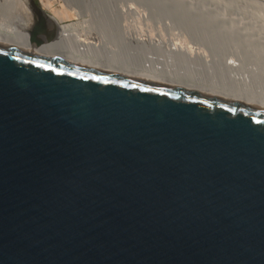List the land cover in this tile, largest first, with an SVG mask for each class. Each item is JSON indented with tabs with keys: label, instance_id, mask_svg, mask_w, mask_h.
Masks as SVG:
<instances>
[{
	"label": "water",
	"instance_id": "obj_1",
	"mask_svg": "<svg viewBox=\"0 0 264 264\" xmlns=\"http://www.w3.org/2000/svg\"><path fill=\"white\" fill-rule=\"evenodd\" d=\"M26 2L32 42L0 31V264H264V93L39 47L60 25Z\"/></svg>",
	"mask_w": 264,
	"mask_h": 264
},
{
	"label": "rangeland",
	"instance_id": "obj_2",
	"mask_svg": "<svg viewBox=\"0 0 264 264\" xmlns=\"http://www.w3.org/2000/svg\"><path fill=\"white\" fill-rule=\"evenodd\" d=\"M160 1L129 0L133 10L128 14L132 19V27L138 32L152 34L158 39V44L164 45L169 41L173 40L172 42H174L178 39L179 42H185L187 48L185 52H178L180 49L178 51L173 49L170 53L171 51L167 52L165 47L161 52L163 47L159 46L158 48L157 45L156 48L155 45L151 47L149 44L142 45L141 43L130 42L132 45H129V52L133 57L135 55V57H140V54H142L141 57H160L161 59L167 58V60L172 57L176 64H181L180 66L183 67L187 66L188 69L200 71L203 69L205 72L212 71L211 73L215 69L214 73L218 70L217 74L225 73L231 76L237 75L236 72H248L252 75V80L255 79L261 84L264 83V0H170L172 7L167 5V1H164L165 4L163 1L160 3ZM16 2L17 0H0V5L13 12L16 9ZM34 2L42 9L41 0H34ZM44 2L46 9L42 10L48 14H52L51 11L57 12L56 16L59 20L57 22L67 24L76 21L74 13L70 9L63 8L59 0H44ZM112 13L121 16L118 9H113ZM142 14L149 17L143 19ZM222 42L223 44H221ZM135 44L137 47L140 45L138 50H136ZM122 45L120 43L117 47L124 48L126 46ZM191 45L194 46L191 48V51L194 50V52L190 53ZM237 54L238 57H241L238 58ZM226 56L240 59V66L243 65L242 68L245 71L240 66L239 69L232 68V72L231 69L228 71L229 68L227 69L224 63ZM207 60L209 61L207 62ZM218 62L220 63L219 66Z\"/></svg>",
	"mask_w": 264,
	"mask_h": 264
},
{
	"label": "bare ground",
	"instance_id": "obj_3",
	"mask_svg": "<svg viewBox=\"0 0 264 264\" xmlns=\"http://www.w3.org/2000/svg\"><path fill=\"white\" fill-rule=\"evenodd\" d=\"M59 1L61 2V6L63 8L70 9L74 13L73 15H74L76 21L72 22V23H67V24H62V23L58 22L60 25V29H61L60 39L56 40V41H48L45 44L39 45V47L63 46V47L73 48V49L84 51V52H87V53H90L93 55L124 61V62H127L129 64L135 65L137 67L164 69V70H167V71L179 74V75H183L186 77L194 78V79L217 78V79H221L225 82L232 83V84L242 83V84L249 85V86L255 88L256 90L264 93V83L261 84L255 79L252 80L251 79L252 75L249 74L248 72H243V73L236 72L237 75L234 74V76H231V75H226L225 73L217 74L216 72L218 70L214 73L215 69H214L213 73H211L212 71L210 69H208V68H210L209 66L207 69L210 70L211 72H209V71L205 72V71H203V69H202V71L197 70L195 68H194L195 70H192L190 68L188 69V67L186 65L185 66L187 68L180 66L181 64H179V65L176 64L175 63L176 61L174 59H172L171 56H170L171 58L169 60H167V58L161 59L160 57L159 58H154V57H150V56L147 58H146V56L141 57L142 54H140V53H138V54H140V57L139 56L135 57L136 55L133 57V55L130 54L131 52H129V48H130L129 45L132 42L136 43V44L141 43L142 45L149 44V45H151V47H152V45L153 46L157 45L158 48H159V46L163 47L160 50L161 52H162V49H164V47H165V49L168 50L167 52L171 51L170 53H172L173 49L175 51L176 50L178 51L180 49L178 52H180V51L185 52L187 47H185L186 46L185 42H179L178 39H177L178 42L176 40H175L176 42L175 41L172 42L173 41L172 40V41H169L168 43H166L164 45H161V44L157 43L158 39L155 38L152 34H146V33H143L141 31L138 32L137 30H135L131 25L132 19H130V17H129L130 15H128L130 13V11H133L132 5L130 3L132 1H130V2H128L129 0H123V1H121V0H59ZM161 1H163L164 4H165L164 1H167L168 4L167 3L166 4L172 7L170 0H161ZM161 1H160V3H161ZM41 3H42V9L45 10L46 6H45L44 0H41ZM160 7H162V6H160ZM113 9H118V13L121 16L113 15L114 14V13H112ZM51 13L52 14H50V15L56 21H59L57 19V16H56L57 12L51 11ZM27 15L30 16L31 12H30V8H29L26 0H17L16 9L13 12H11V10L9 8H3L0 5V31H5V32L12 33V34L19 35V36L29 40L30 42H32L29 39L30 37L27 34L23 33V31H22L23 20L26 18ZM142 15L143 16H141V17H143V19H147V17H149V16L144 15V14H142ZM221 38H223V37H221ZM231 38H233V37H231ZM116 43H119L118 45H120V43H121V45L124 44L128 47H126L124 45H122V46H124V48L120 47V46L117 47L118 45ZM136 44H135V46L137 47ZM221 44H223V42ZM166 45L169 47H167ZM187 45H189V44H187ZM139 46L136 48V50H138ZM157 46H156V48H157ZM192 47H194V46L191 45V47L189 48L190 53L194 52V50L191 51ZM236 53H238V52H236ZM152 54H153V52H152ZM169 55H171V54H169ZM232 56H229V57L226 56V59L224 61L225 65L227 66V69L229 68L228 71H230V69H231V72L233 71L232 68L239 69L240 61H241L240 59H238L241 57V56L238 57V54H237L238 58L232 57ZM208 61L209 60H207V62ZM216 63H217V61L215 62V64ZM219 65H220V63L218 64V66ZM222 66H224V65H222ZM242 66L243 65H241L240 67L242 68ZM205 67H206V65H205ZM201 68H203V67H201ZM239 72H241V71H239ZM227 74H229V73L227 72Z\"/></svg>",
	"mask_w": 264,
	"mask_h": 264
}]
</instances>
